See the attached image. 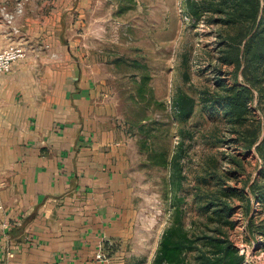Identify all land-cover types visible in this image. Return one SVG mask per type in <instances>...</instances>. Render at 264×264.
Wrapping results in <instances>:
<instances>
[{"label": "rangeland", "instance_id": "1", "mask_svg": "<svg viewBox=\"0 0 264 264\" xmlns=\"http://www.w3.org/2000/svg\"><path fill=\"white\" fill-rule=\"evenodd\" d=\"M9 2L7 14L19 30L6 45L21 41L26 52L40 47L26 40L20 22L29 16L41 21L56 8L60 39L74 42L113 106L136 216L129 240L108 242L110 255L119 257L112 264H155L170 227L207 252L214 248L200 236L227 237L243 264H264V206L251 191L253 183H264L256 147L264 137V69L246 68L241 55L258 20L239 14L231 0ZM243 85L246 107L236 113L226 100ZM182 95L193 102L188 116L178 106ZM199 252L184 251L176 264H202Z\"/></svg>", "mask_w": 264, "mask_h": 264}, {"label": "crops", "instance_id": "2", "mask_svg": "<svg viewBox=\"0 0 264 264\" xmlns=\"http://www.w3.org/2000/svg\"><path fill=\"white\" fill-rule=\"evenodd\" d=\"M9 1L0 0V49L19 30ZM54 11L20 22L42 45L0 76V264H112L119 257L97 259L98 244L134 234L126 148Z\"/></svg>", "mask_w": 264, "mask_h": 264}, {"label": "trees", "instance_id": "3", "mask_svg": "<svg viewBox=\"0 0 264 264\" xmlns=\"http://www.w3.org/2000/svg\"><path fill=\"white\" fill-rule=\"evenodd\" d=\"M233 4L236 6L239 14H247L251 21L256 23L257 21V29L248 36L243 45V50L241 55L246 63V68L253 65L259 66L263 65L264 69V21H261L260 15V5L261 0H231ZM262 35V36H260ZM260 36V37H259ZM259 37V39H258ZM256 39V41H254ZM253 42L255 44V48L253 47ZM254 48V49H253ZM235 63L236 68L240 66V58L239 55L232 59ZM245 76H247L245 72ZM252 84H254L253 80ZM248 87L239 86L235 92L231 96H227L226 103L233 107L232 111L239 113L238 109L242 108V106L246 107V102L248 98ZM178 106L181 113L184 116H188L192 112L193 102L190 97L187 95H182L178 98ZM254 141L249 142L252 145ZM260 155L264 158V137L263 139L256 145ZM262 175L264 177V169H262ZM256 183L251 185L252 194L260 201H262L264 206V183L257 186ZM211 205H215L214 203ZM210 204L206 206L208 208ZM209 209V208H208ZM219 211V210H215ZM230 213V210H226V215ZM175 228H168L165 230L158 254L155 258V264H176L179 262L181 254L184 251L198 249L200 252L198 257H201L202 264H243L244 257L242 253L238 252V248L234 245V243L228 239L227 237L214 236V235H206L200 236L198 239L206 238V242H209L214 249L210 252L201 250L195 244V240H192L187 237L186 233L180 232L176 233ZM262 233L264 234V228H262ZM108 242L104 240V248L106 252H108ZM194 243V244H193Z\"/></svg>", "mask_w": 264, "mask_h": 264}, {"label": "built area", "instance_id": "4", "mask_svg": "<svg viewBox=\"0 0 264 264\" xmlns=\"http://www.w3.org/2000/svg\"><path fill=\"white\" fill-rule=\"evenodd\" d=\"M18 4L17 9L21 6ZM8 20L11 21L12 14H7ZM26 56V48L19 43L9 44L0 49V76L8 73L15 61ZM97 259L105 261L106 263L110 261L111 255H109L104 248V240L98 244V249L95 253Z\"/></svg>", "mask_w": 264, "mask_h": 264}]
</instances>
